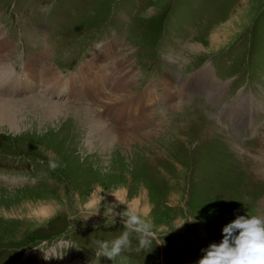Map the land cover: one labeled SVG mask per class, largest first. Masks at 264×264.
Wrapping results in <instances>:
<instances>
[{
	"label": "rangeland",
	"instance_id": "rangeland-1",
	"mask_svg": "<svg viewBox=\"0 0 264 264\" xmlns=\"http://www.w3.org/2000/svg\"><path fill=\"white\" fill-rule=\"evenodd\" d=\"M22 18L56 71L117 39L136 73L131 94L153 75L177 84L179 74L194 78L207 66L211 78L161 96L169 107L162 127L135 128L125 146L87 139V115L100 113L109 80L86 78L88 87L63 99L40 87L44 100L65 104L61 114L46 116L38 94H24L16 125L0 122V264H264V173L255 165L264 155V0H0V45L11 48L5 58L14 71L27 72L28 61L43 58ZM3 28L30 52H15ZM219 31L229 40L211 49ZM16 85L0 93L14 98L7 93ZM244 94L258 96L259 111L224 114L244 129L224 126L218 114ZM112 109L118 125L138 114L134 105Z\"/></svg>",
	"mask_w": 264,
	"mask_h": 264
},
{
	"label": "bare ground",
	"instance_id": "bare-ground-1",
	"mask_svg": "<svg viewBox=\"0 0 264 264\" xmlns=\"http://www.w3.org/2000/svg\"><path fill=\"white\" fill-rule=\"evenodd\" d=\"M226 27L227 25L225 26V28ZM220 31L213 34L211 38V47H210L211 49H214L212 48L214 46L215 49H218L222 44L228 42L229 39L228 38L225 39L224 37L223 38L225 40L221 41L222 39H221ZM2 35L3 34H1L0 37L3 38ZM2 40L4 42V39ZM116 40L117 39H115L114 41L113 39L114 42L104 43L100 48H97L92 58L84 62L80 66L78 73L75 76H73L76 77L72 79L75 85L71 87V90H67V89H69V86H71L70 79L73 77H71L68 83H66L64 86L65 83L64 78L58 76L61 74L59 73L61 71H56L53 65L50 64V60L49 57L47 56V51L45 49L42 50L37 49L36 51H34L35 56L37 58H41V57L43 58L42 62L41 60L37 61L36 63L28 61L26 65L30 66L31 70L27 71L25 75H23L21 79H19L16 77V75H18V71H14L11 62L7 60V58H5L6 55L10 53L11 48L9 49L1 44L0 45V87H4L8 84H18V82H23V85L21 88H16V86L12 87L10 89L11 92L7 93V95L13 96L14 98L6 97L2 93H0V122L9 123L10 126L16 125V122L18 120L17 112H21L20 111L22 108L21 106H23V102H25L24 94L28 92H32L33 95L38 94L41 87V82L43 81L45 75H46L45 81L52 79L54 76L57 79L50 91L51 94L56 95L58 92L66 91V93L69 94V98L76 95L73 89L77 87L82 88L83 86H87V87L89 86V80L86 78L90 77L93 81L97 83L99 82L100 78H103L105 82L109 80V84L107 85L106 83L105 85H103L104 90L100 91L101 98L98 107L101 110L100 113L96 114L92 112L91 109L90 117L89 114L87 115L88 118L91 119V124H90L91 126L87 139L93 137L103 141V143H106L107 145H109V143L111 144L112 141L118 140L120 144L125 146V144L129 145V140L135 138V134L133 133L135 128H139V129L143 127L149 128L148 129L149 132H152L155 130V128L157 129L162 127V126H157V124L160 121H166L165 118L168 116L169 111L163 113L164 116H162V114L157 115L158 114L157 112L154 114L153 117H150V111L152 107H154L156 103L159 104L160 102H162L161 96H165L167 98L168 95L174 96L176 94H181L183 91L189 93L190 91L195 90L198 87V85L209 81V79L211 78V73L209 71V68L205 66L203 69H201L199 72H197L194 75V78L189 77L183 80V76H181L182 81L180 80L179 84H176L175 79H173L168 74V78L162 79L159 85L155 84L154 82L148 85L144 91L140 92V97H139V93L133 92L131 94V92L129 91L131 87L130 82L135 80L136 73L134 70L130 69L129 64H125L126 54L122 52L121 54L116 52L118 47L116 45L117 44ZM14 43H15V48H14L15 52L18 53L30 52L29 48L26 47L25 44L21 46L18 43V41L15 39H14ZM119 44H121L120 40H119ZM194 49L196 50L199 49V44L198 45L194 44L193 50ZM31 54L30 56H32ZM97 55L102 59L101 60L97 59ZM84 70H86L88 74ZM27 75L28 77L26 78ZM143 78H145V76ZM167 79H169L170 81ZM221 82H218L216 88L211 89L212 93H218L220 89H224L223 81ZM174 84H176V87H174ZM114 85H115V89L114 92L112 93L111 91ZM160 85L164 86L162 90L158 89V86ZM65 88L66 90H64ZM43 92L45 91L43 90ZM211 92L206 94L205 92H199V93L202 95H211ZM126 94H129V96H127ZM41 95H42L41 93L38 94L39 97L37 98L39 102L44 104V105L42 104V107L44 108L43 114L47 116V114H51L54 112H59L58 114L62 113L61 111L62 108H60L59 106L60 105L65 106L64 103H60L58 101L47 102L41 97ZM108 96H111L114 99V101L107 102ZM91 98H94L95 102H97L99 99V97L96 96H91ZM127 101H132L133 103L137 104L138 107L140 105L138 114L129 116V118H132L130 119V123L124 125H118L117 123L111 121L112 118L110 119V121L105 119V116H111V115L112 117L115 116V113L113 112L112 109L114 106H118L120 104H126ZM258 102L259 99L257 98V96L253 97L251 95H246V94L241 95L236 99L235 102H233L232 104H228L226 106V108L223 110L221 118L224 121L225 125H228L235 121L230 120L229 122H226L225 118L247 119L249 118V116L253 117V115L256 112H258L260 109V104ZM45 105H47L48 107ZM179 108L180 107H178V109ZM245 111L247 112L246 114L252 111V114L251 115L248 114L249 116L245 117ZM224 114H225V118H224ZM115 117L117 118V116ZM117 120L119 119L117 118ZM238 123L241 125L240 121H238ZM258 130L259 128L257 129V131ZM241 149L243 152L246 151L244 147ZM257 156L263 159L260 162L256 161L257 164L255 165L256 167L260 168V170L262 168V170L264 171V155L257 154L255 156V159H257ZM263 171L262 173H264ZM51 198L53 199V197ZM49 200L51 199L49 198Z\"/></svg>",
	"mask_w": 264,
	"mask_h": 264
}]
</instances>
